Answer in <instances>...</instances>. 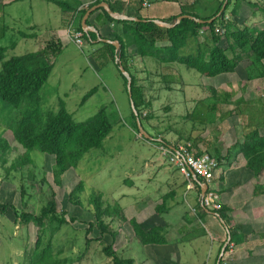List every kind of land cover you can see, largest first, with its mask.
<instances>
[{"label": "rangeland", "instance_id": "rangeland-1", "mask_svg": "<svg viewBox=\"0 0 264 264\" xmlns=\"http://www.w3.org/2000/svg\"><path fill=\"white\" fill-rule=\"evenodd\" d=\"M198 1L195 11L200 15H206L212 11L218 2L217 0ZM260 4L263 5L260 2L256 4V7L251 6L249 8L255 11L256 17L253 20L250 17V11L247 9L243 16H238L235 20L238 23L245 20L250 27L264 28V8ZM232 5L233 3L226 9L224 16L229 21H232L234 17L231 14ZM52 9L57 10L58 7L42 0H23L11 2L8 5H2L0 0V32L4 29V35L0 36V46L7 47L4 53L6 59L13 55L35 51L45 42L47 43L43 35L24 37L21 33L33 34L34 30L25 27L29 20L37 15L44 18L51 14ZM40 22L45 23L47 21L42 20ZM45 29L49 33V28ZM91 48L92 45L87 41L80 46L73 41L61 44L58 52L52 57L53 69L40 92L43 109L57 110L58 99L61 98L75 121H90L97 115L101 107H106L112 124L111 132L103 141V147L88 150L77 165L62 176L59 185L53 181L51 171L54 163L53 156L33 150L30 152L31 162L20 168L13 167L16 159L24 152V149L14 141L8 129L9 121L18 114V110L0 99V132L3 131V136L7 138L11 146L8 152L4 154L0 152V202L12 203L20 210L37 213L48 200L51 190H54L57 209L65 210L68 216H74L78 219L75 222H68L60 226L57 230L53 229L55 225L46 230V237L51 238L53 245L62 247L61 256L69 259L67 264H113L111 259L105 256L101 250L103 242L91 241L86 243L85 228L87 226L84 221L90 218L86 208H89L87 200L92 189L101 192L105 202H116L123 209L125 219L115 218L110 224L117 232L125 234L126 238L132 235L128 220L130 208L134 203L133 194L144 199L149 194L150 187V190L155 189L152 194H156L158 191L174 188V182H176L179 184L180 199L184 198H182L183 192L181 190L183 177L174 171V177H169V175L166 178L164 174L171 170V165L159 156L154 142L141 138L140 132H136L134 129L130 116L129 97L115 65L109 61L98 65V60L93 57ZM239 62L237 71L240 69L238 73L241 76H246L245 68L250 64V59L244 57ZM145 65L148 66L149 64L145 61ZM142 66L140 59L137 58L131 67V71L136 75L139 83L145 84V79L148 76L141 73L144 72L141 71ZM179 66H181V75L177 77L176 83L171 84V90L163 91L161 88H156L161 84L158 85L155 81H153L152 88L148 85L146 90L147 83L143 86L146 100L149 97L155 101L154 105L147 101L149 105L141 107L140 116L143 117L142 125L145 131L151 137L164 138L167 142L186 140L187 136L192 138L194 134L207 135L211 143H220L221 149L223 144L230 143V152L235 153L237 147L233 148V145L236 143V139L240 138L243 131L247 132L252 128V126L243 124L248 123L250 119L248 115L251 107L255 109L262 105L264 109V78H253L243 88L240 86L241 79H234L235 83L232 86L235 90L234 97L238 98L243 95L252 102L233 104L231 108L234 111H231L228 118L222 122L210 124L208 121L212 120V114L209 108H212L216 99L209 97L196 108H192V105L200 96L210 93L208 89H202L199 86L211 81L203 78L194 70H187L184 66ZM138 69L139 72L136 71ZM163 72L169 73L168 71ZM234 77L235 75H225L219 79V82H223L222 85H225V83H230V78ZM93 87H96V91L83 103H80L83 95ZM208 105L209 108L206 107ZM226 108L225 106L224 110ZM238 108L243 112L241 116L235 114ZM201 109L205 110L201 111ZM188 111L192 113L190 116L186 115ZM256 113V120H264V114L260 115L257 111ZM147 115L150 117L145 119ZM191 141L193 143V140ZM207 150L213 154L211 148ZM158 158L163 161H158L161 163L157 166L160 171H156L154 177H151V172L145 177L155 187L150 186L144 189L143 183L148 181L144 180L143 183H140L139 179H133V176H136L134 171L143 167L147 162L150 164L153 159L158 160ZM164 178L166 184L163 182ZM78 180L83 181V190L80 192L79 198L85 208L67 200L69 191ZM131 182L137 187H131ZM22 189L23 193H21ZM192 198L193 192L190 191L186 197L188 203L192 204ZM106 220L110 221L109 218ZM200 227L205 228L201 224ZM96 234L95 231H92L87 236L93 237ZM35 237L36 226L33 223L15 222L11 214L0 215V264L29 263ZM137 242L133 240L130 243L129 247L132 250L126 255L124 252L126 248L123 244L116 242L114 248L123 256L135 253L136 258V254H139L140 257L147 254L145 249L139 248ZM183 246L191 251L194 250L192 257L200 264L213 262L214 243L210 241L207 235L197 243L184 242ZM135 247L139 250H136ZM229 247H233L231 243ZM185 251L187 252V250ZM228 254L230 255V253ZM250 255V257L247 254L244 255V260L241 262L250 261V264H255V262L264 264V248L254 249Z\"/></svg>", "mask_w": 264, "mask_h": 264}, {"label": "trees", "instance_id": "trees-1", "mask_svg": "<svg viewBox=\"0 0 264 264\" xmlns=\"http://www.w3.org/2000/svg\"><path fill=\"white\" fill-rule=\"evenodd\" d=\"M50 1L57 4L63 12H75L74 29L82 31V38L85 41L95 43L97 33L83 30L81 24V18L87 9H77L78 4L71 5V3L63 0ZM217 1L216 6L206 15H200L197 11L185 10L180 13L190 14L204 21L197 22L194 19L182 18L173 27L161 26L149 19L146 21L114 19L103 7L96 8L90 12L86 23L91 25L89 17L98 12L96 14V23L98 25H107L110 28L109 36H101L100 34V37L119 42L117 51H115V47L111 43L96 42L99 47L94 52V58L97 60L101 59L103 61L102 64L109 61L115 65L122 79L123 87L128 94L127 79L121 74L118 64L115 62V56H118L121 64L131 77V96L141 125L143 120V117L140 116L141 107L148 106L149 103L145 100L143 87L138 84L136 76L130 71L129 62H131L133 56H139L140 58L149 57L157 63L166 66L182 65L186 69L194 70L207 78L234 72L239 61L243 57H248L250 64L246 67V80L264 77V28L250 27L245 20H242L241 23L235 20L237 15L243 16L246 9L250 11V14H254L255 11L249 8L251 6L256 7V4L250 0H228L220 15L208 22L207 20L215 16L220 10L224 0ZM98 2L96 0L94 4ZM197 3L199 2L196 1ZM232 3L231 14L234 17L232 21H229L224 16L226 9ZM110 8L113 11H120L112 6ZM176 17L171 16L164 19V21L173 23ZM217 27L219 31L215 30ZM3 32L4 29L1 30L0 36L4 35ZM21 34L24 37H33L32 34L24 32ZM60 47V43L47 42L40 49L13 55L6 59L4 53L7 47L0 46V99L18 110V114L9 121L8 129L14 141L24 149L23 154L16 159L13 167L20 168L31 162L30 152L33 150L53 156L54 163L51 171L53 181L57 185L61 183L62 176L69 169L74 168L88 150L103 147V141L108 137L112 129L106 107H101L97 115L90 121H75L61 98L58 99L57 110L42 108L41 88L48 80L53 69L52 57L58 52ZM130 49L133 50V53L129 52ZM95 91L96 87L89 89L83 95L80 103H83ZM256 111L260 115L264 114L262 105L257 106L255 109L251 107L249 112L250 120L248 123L243 124L252 126V128L244 133L242 139L236 141L233 148L237 147V153L241 154L245 159L246 169L256 179H259L264 177V135L260 134L258 128L264 126V120H256ZM130 116L134 129L139 132L136 115L131 105ZM149 117L147 115L145 119ZM156 139V137H152L150 142H157ZM160 140L164 143H169L164 138H160ZM186 140L191 141V136H187ZM10 148L7 138L3 136V131H1L0 152L4 154ZM198 153L201 152L198 151ZM215 157L218 161L221 159L219 155H215ZM194 182L198 186L196 180ZM82 190L83 181L78 180L69 191L67 200L72 204L84 207L85 205L82 204L79 198ZM199 192L200 190H198V194ZM21 193H23V189ZM260 193H264V183L258 184L254 188V194ZM198 194L197 197H199ZM55 196L54 190H51L48 200L37 213L20 210L12 203L0 202V215L11 214L15 222L24 224L31 222L36 226L35 242L27 264L68 263L69 259L61 256L62 247L53 245L51 238L46 237V230L54 225L53 229L57 230L60 226L68 222H75L78 219L74 216H68L65 210H58ZM87 202L89 208H86V210H88L90 218L84 221L87 226L85 228L86 243L91 241L103 242L101 250L105 256L111 259L113 264H134L132 258L124 257L114 248L118 232L110 222L115 218L125 219L120 205L116 202H105L102 193L94 189H92ZM197 202H199V199ZM163 206L165 207V204L162 202L160 207ZM201 208L203 212L208 210L211 213H217L226 224L230 223V228H228L230 240L219 261V264H223L230 243L239 245L244 242L243 232L238 230V226L231 224V217L229 218L228 209L224 204L221 203L220 208L216 211L204 207ZM108 218L110 219L109 222L106 220ZM128 222L133 230L134 237L141 244L166 243L164 227L156 224V220L153 218L144 222L129 219ZM92 231L97 233L96 236L88 237L87 235ZM222 244L215 255L214 264H216Z\"/></svg>", "mask_w": 264, "mask_h": 264}, {"label": "crops", "instance_id": "crops-1", "mask_svg": "<svg viewBox=\"0 0 264 264\" xmlns=\"http://www.w3.org/2000/svg\"><path fill=\"white\" fill-rule=\"evenodd\" d=\"M23 0H1L2 5L11 4V2H17ZM41 1V0H40ZM47 3H52L58 7L57 10L52 9L50 15H46L44 18L40 16H36L29 20L25 27L34 30L33 37H38V35H43L44 40L47 42H56L63 44L67 41H73V39L68 35L67 29L68 25L70 24L71 20H73V26L75 24V15L72 12H63L61 8L50 0H42ZM65 2L71 3V5L78 4L77 9H89L91 6L95 5L94 2L96 0H63ZM99 2H104L108 4V6H112L114 9H119L120 11H113L114 13H123L127 16L131 17H138L140 19H166L171 16H178L182 10L185 11H195L196 1L198 0H98ZM108 1H110L108 3ZM251 2L253 0H250ZM98 2V3H99ZM156 2V4H154ZM199 2V1H198ZM264 8V0H254L255 4L259 3ZM97 4V3H96ZM148 4V5H146ZM174 4V6H172ZM90 6V7H89ZM211 12V11H210ZM98 13V12H97ZM93 14L89 17L91 21L92 27L96 29L97 35L101 36H109L110 35V28L107 25H98L96 14ZM100 15V12H99ZM89 16V15H88ZM239 15H237L238 17ZM242 16V15H240ZM74 17V18H73ZM236 17V18H237ZM250 17L252 20L254 19L255 13L251 14ZM88 18V17H87ZM248 18V17H247ZM47 21V22H40V21ZM82 20V18H81ZM87 20V19H86ZM52 21V22H51ZM49 28V33L47 29ZM93 31V30H90ZM49 34V35H48ZM98 38L96 39L95 43H90L92 45L91 51L94 57V52L98 49ZM74 42V41H73ZM85 40L82 38V43ZM46 42L41 45L39 48L44 47ZM132 49V48H131ZM129 50L132 53V50ZM139 58L142 63L141 73H145L148 76L145 79L147 86H145L146 90L148 85L150 88L153 87V81L158 85L156 88H161V90H171L172 83H176L178 81L177 77L181 75V66L179 65H171L166 66L164 64H159L155 60L146 57L140 58L139 56H133L131 59L130 71L131 67L134 65L135 60ZM244 58V57H243ZM97 60V59H96ZM145 61L149 64L148 66L145 65ZM103 61L101 59L98 60V65L102 64ZM240 63V62H239ZM238 63V64H239ZM155 64V65H154ZM264 64V60H263ZM174 68V69H173ZM176 69V71H175ZM173 70V71H172ZM189 70V69H187ZM246 70V68H245ZM139 72L140 70H136ZM163 71H168L169 73H165ZM240 71V69H238ZM237 68L232 73H223L215 77H204L209 79L211 82L203 83L200 88L208 89L210 92L209 94H205L200 96L198 99L195 100L192 108L199 107L204 101H206L209 97H214L216 100L212 104V108H209V105L206 106L211 111L212 120L208 121L210 124H216V122H222L225 118L230 116L232 110L231 106L233 104H239L238 102L249 103L252 100H247L243 95H240L238 98L234 97V91L232 86L234 79H241L240 86L246 87L248 81H246V76H241L238 73ZM133 75V71H131ZM235 75L234 78H230V83H225L222 85L223 82H219V79L225 75ZM136 76V75H135ZM259 78V77H257ZM264 78V77H263ZM245 80V81H244ZM145 84H140L142 87ZM154 83V85H155ZM198 86V85H197ZM155 87V86H154ZM143 90L144 87H143ZM149 91V90H148ZM227 94V97H226ZM243 96V97H242ZM258 97V96H257ZM146 100V97H145ZM149 101L154 105L153 98H147L146 102ZM148 102V103H149ZM202 102V103H201ZM225 106L227 107L225 110ZM205 110V109H203ZM201 110V111H203ZM241 112V113H240ZM242 110L237 109L235 114L242 115ZM192 113L188 111L186 115L190 116ZM249 116V115H248ZM203 120V118H202ZM201 120V121H202ZM250 120V119H249ZM249 122V121H248ZM264 126H260L259 132L260 134L264 135V130H261ZM240 131H243L240 129ZM248 131V130H247ZM244 132L241 133L240 138L242 139L244 136ZM207 135L200 136V134H194L192 137L193 145L195 149L199 152H208L207 149L211 148L212 153L211 155H219L220 156V170L219 175L216 180V188L219 191L221 203L224 204L228 209V216L231 217V224L234 226H238V230L242 231L244 236V242L239 245H233L232 248L229 247L228 252L223 261V264H250L249 262H241L244 260V255H248L250 257V253L254 249H261L264 248V193L254 194V188L258 184L264 183V177H260L256 179L250 171H248L245 167V159L242 157L241 154L235 153L232 151L230 152V143H226L222 145V149L219 147L220 143H211L209 141ZM218 148L220 150L218 151ZM209 153V152H208ZM151 160V159H150ZM160 158L158 160L150 161L143 166L138 168L134 171L136 176H133V179L140 180V183H143L144 180H148L147 177L150 172L151 177H154L156 171H160L157 166L160 165ZM168 173L166 172L164 175L166 178L174 177V171L178 172L174 168H170ZM173 171V172H172ZM179 173V172H178ZM181 175V174H180ZM182 176V175H181ZM135 177V178H134ZM183 177V176H182ZM182 179V178H181ZM173 181V180H170ZM143 183V188H148L150 186L155 187V185L151 182ZM166 184L165 178L163 181ZM182 190V200L180 199L181 194H178L179 184L174 182V188L171 187L170 189L167 188L166 190H162L161 192H157L156 194H152L155 190H150L149 194L144 198L140 199L138 196L134 195V203L129 211V219H135L137 222H144L150 218L156 220V224L164 227L166 232V243L164 244H141L136 238L134 237V233L132 230V235L129 238H126L125 234L118 232L116 242H119L124 245L126 248L124 250L125 255L129 254L132 250L130 243L133 240L138 241V245L140 249H145V255L141 256L135 253L133 255H128L124 257H129L134 260V264H200L193 259L192 255L194 254V250L191 251L190 249H186L183 244L184 242L187 243H197L203 237L208 236L210 241L214 243L215 248V255L222 243H224L228 237V228H230V223L222 224L219 218L214 214L205 210L203 212L201 209L200 202L198 201L197 191L196 190H189L187 188V182L183 178V182H181ZM130 186H135L134 184H130ZM192 191L193 192V202L192 204L188 203L186 200L187 194ZM138 198V199H137ZM165 204V207H160L161 203ZM161 208V209H160ZM159 210V211H158ZM123 211V209H122ZM160 213H158V212ZM200 224L203 225L205 228L200 227ZM207 232V233H206ZM123 237V239H122ZM114 243V244H115ZM223 245V244H222ZM222 247V246H221ZM137 250L138 248L135 247ZM139 250V249H138ZM187 250V252L185 251ZM230 250V251H229ZM185 251V252H184ZM140 253V251H139ZM228 253H231L230 255ZM131 254V253H130ZM122 255V254H121ZM214 255V258H215ZM182 257V258H181ZM213 262H208V264H214ZM249 260V258H248ZM231 262V263H230ZM205 264V263H204ZM257 264V262H255Z\"/></svg>", "mask_w": 264, "mask_h": 264}, {"label": "built area", "instance_id": "built-area-1", "mask_svg": "<svg viewBox=\"0 0 264 264\" xmlns=\"http://www.w3.org/2000/svg\"><path fill=\"white\" fill-rule=\"evenodd\" d=\"M215 30L219 31V28L217 27ZM67 32L78 46L82 44V31L74 29L73 20L68 25ZM140 137L143 138L141 134ZM156 140L157 142L154 143L159 156L167 160L171 167L183 176L189 190L194 189L197 193L200 190L199 185L196 186L194 182V177L206 184L203 195L200 192L198 194L201 207L213 211L218 210L221 206V199L216 188V180L219 175L220 162L216 157L208 152L198 153L189 140L169 143L162 142L160 138Z\"/></svg>", "mask_w": 264, "mask_h": 264}, {"label": "water", "instance_id": "water-1", "mask_svg": "<svg viewBox=\"0 0 264 264\" xmlns=\"http://www.w3.org/2000/svg\"><path fill=\"white\" fill-rule=\"evenodd\" d=\"M228 0H224L223 3H222V6L220 8V10L217 12V14L215 16H213L212 18L208 19L207 21L210 22L212 21L215 17L219 16L220 13L224 10L225 8V5L227 3ZM99 7H103L107 12L108 14L114 18V19H126V20H134V21H137V20H143V21H146L147 19H139L138 17H131V16H127L123 13H114L112 12V10L110 9V7L108 6V4L104 3V2H99L93 6H91L89 9L86 10V12L84 13L83 17H82V20H81V24H82V28L83 30L85 31H88V30H93L95 32L96 29L90 25H88L86 23V19L88 17V15L90 14L91 11H93L94 9L96 8H99ZM182 18H190V19H194L196 20L197 22H202L204 20L202 19H199V18H196L190 14H179L175 21L173 23H169V22H166L162 19H151L152 21H154L156 24L158 25H161V26H165V27H173L175 26ZM97 38L98 40L100 41H103V42H108V43H111L114 47H115V51H117V49L119 48V42L117 40H110V39H105V38H101L97 35ZM115 62L118 64V68L121 72V74L123 76H125V78L127 79V92H128V97H129V101H130V105H131V108L133 109L134 111V114L136 115V123H137V128H138V131L140 132V134L143 136V138L147 139V140H151L152 137L147 133V131H145V129L142 127L141 125V122H140V119L138 117V113L135 109V106H134V103H133V100H132V96H131V87H130V83H131V77L129 75V72L123 67V65L121 64L118 56L116 55L115 56ZM196 182L198 183L199 187H200V194L203 195L205 189H206V184L203 183V182H200L196 177H194ZM218 218L219 220L222 222V224H224V220H222L219 215L217 213H214ZM229 240H230V237L228 235L226 241L223 243L222 247H221V250H220V253L218 255V258H217V261H216V264H219V261H220V258L221 256L223 255L224 253V249L225 247L228 245L229 243Z\"/></svg>", "mask_w": 264, "mask_h": 264}]
</instances>
